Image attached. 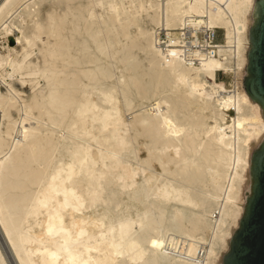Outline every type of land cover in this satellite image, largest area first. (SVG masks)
<instances>
[{"label":"bare ground","instance_id":"6f19581e","mask_svg":"<svg viewBox=\"0 0 264 264\" xmlns=\"http://www.w3.org/2000/svg\"><path fill=\"white\" fill-rule=\"evenodd\" d=\"M255 5L0 0L1 81L31 86L0 88V264H223L264 141Z\"/></svg>","mask_w":264,"mask_h":264},{"label":"water","instance_id":"95a60500","mask_svg":"<svg viewBox=\"0 0 264 264\" xmlns=\"http://www.w3.org/2000/svg\"><path fill=\"white\" fill-rule=\"evenodd\" d=\"M244 85L264 114V0H256ZM251 187L245 212L223 264H264V141L251 157Z\"/></svg>","mask_w":264,"mask_h":264},{"label":"rangeland","instance_id":"374dc122","mask_svg":"<svg viewBox=\"0 0 264 264\" xmlns=\"http://www.w3.org/2000/svg\"><path fill=\"white\" fill-rule=\"evenodd\" d=\"M1 32V31H0ZM222 32V31H221ZM21 36L20 30L19 29H15V31H13L12 33H9L8 35H4L0 33V53L2 54H6L7 53V49L9 48H13V49H17L20 50L21 49V44L22 42H17V37ZM222 37V34L220 33V38ZM16 77V78H15ZM13 79L10 77H6V84L3 83L4 81H1L2 79L0 78V88L2 91H6V89L8 88V83H13L14 86L18 89H20V91H22V93L27 96L29 94H31V86L29 85V83L25 84V85H21V82L19 81L20 76L16 75ZM18 78V80H17ZM231 79L230 74L221 71L218 73V80L220 82L226 83L228 80ZM12 80V81H11ZM9 81V82H8ZM17 81V82H16ZM19 81V82H18ZM8 82V83H7ZM44 83V81L42 82V84ZM22 88V89H21ZM24 88V89H23ZM22 94V95H23ZM27 94V95H26ZM0 236H1V232H0Z\"/></svg>","mask_w":264,"mask_h":264},{"label":"built area","instance_id":"2783aa9c","mask_svg":"<svg viewBox=\"0 0 264 264\" xmlns=\"http://www.w3.org/2000/svg\"><path fill=\"white\" fill-rule=\"evenodd\" d=\"M221 29H216V30H209L206 34H204V41H208V46H207V52L212 55L215 56L218 54V46L217 44L223 41V36L220 38V33ZM164 35V34H163ZM206 35V36H205Z\"/></svg>","mask_w":264,"mask_h":264}]
</instances>
